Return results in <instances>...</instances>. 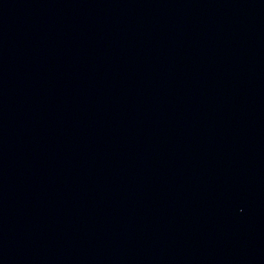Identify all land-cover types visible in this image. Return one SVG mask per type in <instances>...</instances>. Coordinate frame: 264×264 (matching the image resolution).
I'll return each mask as SVG.
<instances>
[{"label": "water", "instance_id": "95a60500", "mask_svg": "<svg viewBox=\"0 0 264 264\" xmlns=\"http://www.w3.org/2000/svg\"><path fill=\"white\" fill-rule=\"evenodd\" d=\"M0 264H264V0H0Z\"/></svg>", "mask_w": 264, "mask_h": 264}]
</instances>
